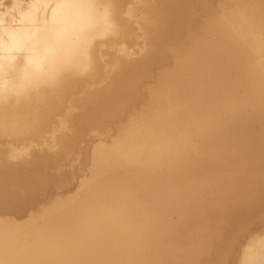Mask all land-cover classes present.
Returning a JSON list of instances; mask_svg holds the SVG:
<instances>
[{"label": "bare ground", "instance_id": "6f19581e", "mask_svg": "<svg viewBox=\"0 0 264 264\" xmlns=\"http://www.w3.org/2000/svg\"><path fill=\"white\" fill-rule=\"evenodd\" d=\"M257 229L264 0H0V264H264Z\"/></svg>", "mask_w": 264, "mask_h": 264}, {"label": "rangeland", "instance_id": "374dc122", "mask_svg": "<svg viewBox=\"0 0 264 264\" xmlns=\"http://www.w3.org/2000/svg\"><path fill=\"white\" fill-rule=\"evenodd\" d=\"M80 178H83V177H80ZM75 185V184H74ZM73 185V187H71V188H73L70 192H68L69 194H73V192H76V188H77V186H74ZM75 189V190H74ZM72 192V193H71ZM23 218V219H22ZM22 218H18L19 219V221H24V218H25V220H26V217H22ZM255 232V234L256 235H254L253 237H251V238H254L255 236H257V235H263L264 234V231H262L261 229H257V230H255L254 231ZM260 232V233H259ZM251 238H249V239H247L246 241H252V239Z\"/></svg>", "mask_w": 264, "mask_h": 264}]
</instances>
